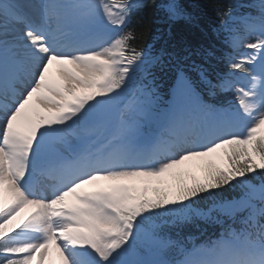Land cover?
Listing matches in <instances>:
<instances>
[{"label": "snow or ice", "instance_id": "snow-or-ice-1", "mask_svg": "<svg viewBox=\"0 0 264 264\" xmlns=\"http://www.w3.org/2000/svg\"><path fill=\"white\" fill-rule=\"evenodd\" d=\"M210 6L224 43L249 50L215 80L187 48L135 43L148 29L133 18L153 7L193 22L180 0H0V264H44L51 247L60 264H264V0L240 17L244 36L231 4ZM166 66L161 112L153 69ZM224 92L235 104L204 98ZM222 149L227 165L202 180L161 179ZM98 181L141 186L78 191ZM200 224L216 238L182 235Z\"/></svg>", "mask_w": 264, "mask_h": 264}, {"label": "trees", "instance_id": "trees-1", "mask_svg": "<svg viewBox=\"0 0 264 264\" xmlns=\"http://www.w3.org/2000/svg\"><path fill=\"white\" fill-rule=\"evenodd\" d=\"M251 1L215 0L216 3L223 7L228 4L233 6V19L229 20V27H234L238 30L242 26V23L239 25V22H241L240 17L252 12V9L248 7ZM165 2L166 0H156V5ZM180 2L184 10L194 18L193 22L189 23L184 20L169 21L159 7H153L133 18L132 26H135L138 32L140 30L138 20L148 29L143 39L137 40L135 43L139 46H150L153 53H159L161 49L169 53L180 52L187 48L193 53L187 63L195 61L198 64H202L207 69L209 77L215 80L218 75H223L230 70L225 53L230 48L224 43V33L217 32L218 18L210 6L213 0H180ZM197 50H200V52L207 50L211 55L206 53L203 55L197 54ZM153 72L157 91L161 99L164 100L166 98L165 94L174 80V72L167 66L163 69L155 68ZM192 75L194 76L195 74ZM231 95V92L219 93L216 97L209 98L204 94V98L211 103L224 104ZM257 163H259L258 158ZM208 165L204 169L201 180L207 174ZM193 177L194 175L192 174L191 177H185L183 180L191 183ZM218 233V227L205 224H200L199 228L188 226L182 231V235L185 238L191 236L192 242L196 244H202L210 238H215Z\"/></svg>", "mask_w": 264, "mask_h": 264}, {"label": "rangeland", "instance_id": "rangeland-1", "mask_svg": "<svg viewBox=\"0 0 264 264\" xmlns=\"http://www.w3.org/2000/svg\"><path fill=\"white\" fill-rule=\"evenodd\" d=\"M240 48H243L242 46ZM239 48V49H240ZM245 49V48H243ZM53 78L54 79H59V76H58V68H55L54 69V72H53ZM171 100V96L169 97V99L167 100V104H166V108H164V110L166 111L168 109V105H169V102ZM207 159V157H201V158H197V159H194V160H189V161H185L183 165H181L180 167H183L184 169H186L190 164L192 163H203L205 160ZM124 182V181H122ZM127 183H131L132 181H126ZM104 184V183H113V182H108V181H99L98 183H95V184ZM94 185V184H93ZM92 185H88V186H85L84 188L78 190L80 192H85L87 190L90 189ZM69 198V197H67ZM66 198V199H67ZM29 208H25V212H23L22 210L16 215V217L14 218V220L17 221V224L19 223H22L29 214H27V211H28ZM32 264H37V259H33L32 260ZM44 264H60V256L59 254L55 251V248L54 247H51L48 251V255L45 257L44 259Z\"/></svg>", "mask_w": 264, "mask_h": 264}, {"label": "bare ground", "instance_id": "bare-ground-1", "mask_svg": "<svg viewBox=\"0 0 264 264\" xmlns=\"http://www.w3.org/2000/svg\"><path fill=\"white\" fill-rule=\"evenodd\" d=\"M51 74H53V72H51ZM51 74H50V75H51ZM26 209H27V208H26ZM22 211L25 212V208L22 209ZM31 211H33V210H32L31 208H29L28 211H27V214H29ZM38 256H39V253H38Z\"/></svg>", "mask_w": 264, "mask_h": 264}]
</instances>
